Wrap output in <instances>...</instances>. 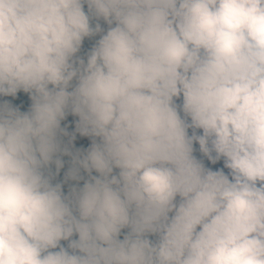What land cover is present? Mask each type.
I'll return each mask as SVG.
<instances>
[{"label":"clouds","instance_id":"9594fccd","mask_svg":"<svg viewBox=\"0 0 264 264\" xmlns=\"http://www.w3.org/2000/svg\"><path fill=\"white\" fill-rule=\"evenodd\" d=\"M0 264H264V0H0Z\"/></svg>","mask_w":264,"mask_h":264}]
</instances>
